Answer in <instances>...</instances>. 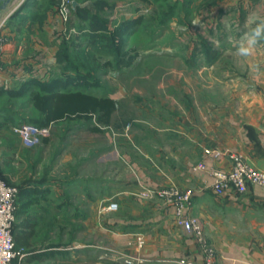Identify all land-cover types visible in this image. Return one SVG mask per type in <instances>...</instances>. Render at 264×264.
I'll list each match as a JSON object with an SVG mask.
<instances>
[{
  "label": "crops",
  "instance_id": "0c3cea01",
  "mask_svg": "<svg viewBox=\"0 0 264 264\" xmlns=\"http://www.w3.org/2000/svg\"><path fill=\"white\" fill-rule=\"evenodd\" d=\"M15 2L0 9V88L5 89L16 88L22 77H47L40 68L44 58L28 54L49 49L39 27V0ZM25 2L12 19V10ZM50 2L47 21L58 0ZM254 11L264 13V0H231L237 33H244ZM226 49L221 46L215 55L220 58ZM236 57L232 43L231 59ZM13 59L16 65L5 63ZM242 64L249 72L231 81V97L223 99L202 96L207 89L201 84L192 88L186 77V97L180 99L108 94L115 101L110 122L132 121L129 140L96 132V115L89 113L54 122L50 136L33 147L23 146L15 135L0 157V178L18 188L13 237L24 254L13 264H121V253L142 258V264H201L202 248L175 222L174 205L155 194H139L168 185L191 190L185 213L201 223L217 264H264V187L215 195L210 171L228 169L231 161L204 152L238 153L264 171V42ZM197 67L184 69L187 76L200 74ZM110 202L117 203V210L106 208ZM138 235L144 240L140 248Z\"/></svg>",
  "mask_w": 264,
  "mask_h": 264
},
{
  "label": "rangeland",
  "instance_id": "374dc122",
  "mask_svg": "<svg viewBox=\"0 0 264 264\" xmlns=\"http://www.w3.org/2000/svg\"><path fill=\"white\" fill-rule=\"evenodd\" d=\"M19 1L16 0L17 5ZM68 1L71 9L67 21H63L58 13L61 0H58L52 12H48L49 15L53 14V17L51 21H47V8L51 2L39 0V27L43 28L40 30L44 32L42 33L44 39L39 34L40 30L38 35L49 49H44L43 53L41 50H35L28 54L30 59L40 56L44 58L45 61L42 60L44 62L38 63H43L40 64V68L43 70L42 74L47 77L73 75L74 70H78V73L90 79L88 90L98 98L113 99L108 94L118 91L124 99L148 100L169 96L180 99L186 97L184 82L186 77L192 88L201 84L207 89L202 96L209 97L212 93L223 99L231 97V93L228 95L231 81L233 79L241 81L249 72L243 68L242 56L231 59V44L237 46L242 42L243 35L240 34L250 32L254 25H247L244 33H237L240 26L231 25V0ZM73 1L76 5H73ZM75 6L81 11L75 9ZM167 14L170 17H166L164 23L160 24V19ZM141 15L144 17L141 28L128 32L122 44L115 39L112 45L104 47L98 38L91 37L87 28V25L95 24L98 28L96 30H101L105 25L104 30L111 32L122 20L134 19ZM64 41L69 42L68 47ZM221 46L227 49L218 58L220 53L215 55V51ZM45 50L52 52V56L47 57L44 54ZM189 51H192V54ZM1 62L0 60V64ZM5 63L12 66L16 65L17 61L13 59ZM234 64L237 69L231 70ZM190 66H198L200 74L191 73L187 76L184 69ZM21 79L24 81L25 77ZM170 82L173 88L170 87ZM26 103L25 98L8 100L0 96L1 160L9 141L18 137L14 128L19 118L23 115L30 117L34 115L30 108H24ZM113 103L115 104V101ZM110 121V116L107 118L103 115L98 118L95 116L93 128L96 132L102 131L113 139L117 136L130 139L131 120H124L119 126ZM99 137L97 134L96 138ZM110 172L109 170V174ZM117 258L122 264L120 255H117Z\"/></svg>",
  "mask_w": 264,
  "mask_h": 264
},
{
  "label": "built area",
  "instance_id": "2783aa9c",
  "mask_svg": "<svg viewBox=\"0 0 264 264\" xmlns=\"http://www.w3.org/2000/svg\"><path fill=\"white\" fill-rule=\"evenodd\" d=\"M70 2L61 0L58 7L59 16L63 21L68 20L70 13ZM16 10V9H15ZM15 10H12L13 13ZM2 37L0 35V41ZM43 75L40 76L42 78ZM23 146L33 147L38 145L45 137H49L52 131V123L39 126L29 122L17 124L14 128ZM204 152L215 158L227 157L231 161L228 169H212L213 176L212 191L215 195L221 196L228 191L238 194L247 192L250 185L264 187V171L256 169L247 164L242 155L221 149H205ZM18 188L15 185L6 183L0 178V264H13L14 258H20L24 254L22 248H17L13 237V225L16 218V199ZM142 196L155 194L166 204L175 207V222L181 226L187 235L201 246L203 251V261L201 264H217L214 260V250L205 240L202 225L199 220L190 216L185 211L190 207L192 192L189 189H180L176 185H168L154 190L143 189L139 193ZM108 210L117 209V203L110 202ZM137 247L144 244L141 236L136 237ZM122 264H142L143 259L128 254L121 253ZM179 264H195L192 260H184Z\"/></svg>",
  "mask_w": 264,
  "mask_h": 264
},
{
  "label": "trees",
  "instance_id": "16d2710c",
  "mask_svg": "<svg viewBox=\"0 0 264 264\" xmlns=\"http://www.w3.org/2000/svg\"><path fill=\"white\" fill-rule=\"evenodd\" d=\"M26 4L27 2L23 3L20 8L15 10L11 18L13 19L18 16ZM75 9L81 11L80 8L78 9V6H75ZM166 17L169 18V14L165 15L163 19H160V24L164 23ZM143 22L144 17L141 15L134 19L122 20L111 32H107L106 29L104 30L105 25L101 27L103 28L101 30H96L98 28L95 27V24L87 25V28H89L91 37L98 38L101 44H104V47H109L115 39L119 40L122 44L125 38L124 36L130 31L139 30ZM93 40L95 39L93 38ZM68 43L64 41L67 47ZM78 72V70H74L73 75L65 74L62 77H48L47 79H40L38 77L28 78L22 81L16 88H0V96L8 100L27 99L24 108H30L34 115L32 117L28 115L21 116L17 124L29 122L44 126L50 122L54 123L62 120L70 115L87 113L90 115L94 113L97 118L100 115L106 118L111 116L114 110L112 99L94 96L95 94L88 90L91 83L89 81L90 79Z\"/></svg>",
  "mask_w": 264,
  "mask_h": 264
},
{
  "label": "clouds",
  "instance_id": "9594fccd",
  "mask_svg": "<svg viewBox=\"0 0 264 264\" xmlns=\"http://www.w3.org/2000/svg\"><path fill=\"white\" fill-rule=\"evenodd\" d=\"M246 24L254 25L250 32H245L242 42L237 45V53L242 57H249L254 47L264 42V13L254 11L246 20Z\"/></svg>",
  "mask_w": 264,
  "mask_h": 264
},
{
  "label": "water",
  "instance_id": "95a60500",
  "mask_svg": "<svg viewBox=\"0 0 264 264\" xmlns=\"http://www.w3.org/2000/svg\"><path fill=\"white\" fill-rule=\"evenodd\" d=\"M11 0H2V3L0 5L1 8H5L8 3H10ZM73 5H75V1H73Z\"/></svg>",
  "mask_w": 264,
  "mask_h": 264
}]
</instances>
